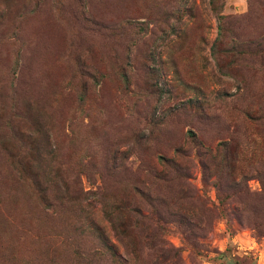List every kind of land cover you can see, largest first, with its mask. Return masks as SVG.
Wrapping results in <instances>:
<instances>
[{"label": "rangeland", "instance_id": "obj_1", "mask_svg": "<svg viewBox=\"0 0 264 264\" xmlns=\"http://www.w3.org/2000/svg\"><path fill=\"white\" fill-rule=\"evenodd\" d=\"M254 221L264 0H0V264H264Z\"/></svg>", "mask_w": 264, "mask_h": 264}, {"label": "trees", "instance_id": "obj_2", "mask_svg": "<svg viewBox=\"0 0 264 264\" xmlns=\"http://www.w3.org/2000/svg\"><path fill=\"white\" fill-rule=\"evenodd\" d=\"M163 162L169 168H176V163H175V161L173 159H165V160H163ZM137 192L140 193V194H143L144 193V192H140L138 190H137ZM255 222L256 221L249 223L250 226L255 227V228H253V230L255 231V235L257 237L264 236V223H261V222L255 223Z\"/></svg>", "mask_w": 264, "mask_h": 264}]
</instances>
